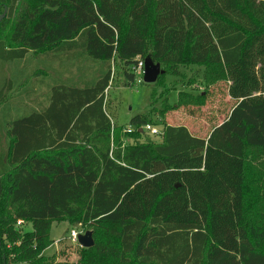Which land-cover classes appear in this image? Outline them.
Listing matches in <instances>:
<instances>
[{
  "label": "trees",
  "instance_id": "1",
  "mask_svg": "<svg viewBox=\"0 0 264 264\" xmlns=\"http://www.w3.org/2000/svg\"><path fill=\"white\" fill-rule=\"evenodd\" d=\"M0 9V68L15 66L0 73V264H264V221L248 222L245 198L246 152L264 149V0H0ZM39 53L98 71L70 79L46 60L31 69ZM147 57L172 75L206 68V90L197 100L180 92V106L203 107L208 88L228 83L230 115L207 138L164 124L159 143L137 141L147 116L114 125L113 65ZM40 74L45 106L8 101ZM60 222L93 234L75 263L45 256Z\"/></svg>",
  "mask_w": 264,
  "mask_h": 264
},
{
  "label": "rangeland",
  "instance_id": "2",
  "mask_svg": "<svg viewBox=\"0 0 264 264\" xmlns=\"http://www.w3.org/2000/svg\"><path fill=\"white\" fill-rule=\"evenodd\" d=\"M0 23L7 22V13L0 9ZM65 55H54L53 53H39L31 56V69L36 61L46 60L51 63V68L57 71H63L64 77L77 79L80 74L85 78L93 77L98 71V65L91 60H81L78 65L67 63ZM22 66V64H21ZM20 66V67H21ZM68 66V67H66ZM131 68L116 62L113 65V76L110 86L106 91V111L116 126H128L132 117L144 115L150 118L152 129L162 132L163 125L185 126L194 136L207 138L213 128L222 124L236 105V101L231 99L228 94L229 84L219 83L208 88L207 102L203 107H197L192 104L180 106L179 93H193V98L198 99V93L206 90V68L197 66H180L178 75L168 74L167 67L162 66L165 71L163 78L155 85H146L143 81L138 83L139 75ZM15 70V66L9 65L0 68L2 76L10 77ZM81 70V72H80ZM135 74V80L129 86L127 74ZM34 75H36L33 72ZM138 79V80H137ZM30 89L25 87L15 88L9 95L8 101L17 102L22 97L26 105L36 108L38 103L43 106L48 101L49 78L45 75L33 76ZM28 89V94L22 93ZM16 104V103H15ZM176 107L170 110L165 117H162L160 111L166 106ZM175 115V118L174 116ZM184 119H178V118ZM160 136H153L150 132L144 131L142 142H160ZM135 142L133 138H125V145ZM246 218L249 223L256 224L264 221V149H248L246 152ZM31 227L26 225L22 228L23 232L29 231ZM71 231L80 234L88 232V228L81 224H72L68 222L54 223L50 231V239L53 245L45 252L48 261L60 263L78 261L80 255V246L75 245L69 239Z\"/></svg>",
  "mask_w": 264,
  "mask_h": 264
},
{
  "label": "water",
  "instance_id": "3",
  "mask_svg": "<svg viewBox=\"0 0 264 264\" xmlns=\"http://www.w3.org/2000/svg\"><path fill=\"white\" fill-rule=\"evenodd\" d=\"M1 21V19H0ZM165 74L160 63H155L151 57L145 59V69L143 82L146 85H155L159 78ZM78 243L83 249H91L94 247L95 242L93 239V234L91 231L87 233L80 234L78 237Z\"/></svg>",
  "mask_w": 264,
  "mask_h": 264
},
{
  "label": "built area",
  "instance_id": "4",
  "mask_svg": "<svg viewBox=\"0 0 264 264\" xmlns=\"http://www.w3.org/2000/svg\"><path fill=\"white\" fill-rule=\"evenodd\" d=\"M144 69H145V61H143V60H138V63H137L136 66L134 67L133 71H134L136 74H138L139 77H140L139 80L137 79V80H138L137 82H138L139 84L142 83V81H143ZM131 130H132V129L129 128L128 131L131 132ZM141 130H142L143 132L146 130V131L150 132L151 135H153V136H160V135H162V132L158 131L157 129H152L151 125H147V126L143 127ZM25 225H26V224H25V222H24L23 220H18V221H17V227H18V228L23 227V226H25ZM73 232L76 233L75 236H73ZM79 235H80V233H78V232H76V231H71V233H70V237H69V239L71 240V242H72L73 244H75V245H78V246H80L79 243H78V237H79ZM80 248H81V246H80Z\"/></svg>",
  "mask_w": 264,
  "mask_h": 264
},
{
  "label": "crops",
  "instance_id": "5",
  "mask_svg": "<svg viewBox=\"0 0 264 264\" xmlns=\"http://www.w3.org/2000/svg\"><path fill=\"white\" fill-rule=\"evenodd\" d=\"M229 115H230V114H229ZM173 116H174V118H175V115H173ZM178 119H184V118L181 117V118H178Z\"/></svg>",
  "mask_w": 264,
  "mask_h": 264
},
{
  "label": "clouds",
  "instance_id": "6",
  "mask_svg": "<svg viewBox=\"0 0 264 264\" xmlns=\"http://www.w3.org/2000/svg\"><path fill=\"white\" fill-rule=\"evenodd\" d=\"M76 235V233L75 232H73V236H75Z\"/></svg>",
  "mask_w": 264,
  "mask_h": 264
}]
</instances>
